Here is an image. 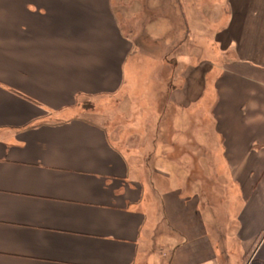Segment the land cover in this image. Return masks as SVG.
<instances>
[{
  "label": "crops",
  "instance_id": "0c3cea01",
  "mask_svg": "<svg viewBox=\"0 0 264 264\" xmlns=\"http://www.w3.org/2000/svg\"><path fill=\"white\" fill-rule=\"evenodd\" d=\"M128 1L0 0V264H264V0L202 57Z\"/></svg>",
  "mask_w": 264,
  "mask_h": 264
},
{
  "label": "rangeland",
  "instance_id": "374dc122",
  "mask_svg": "<svg viewBox=\"0 0 264 264\" xmlns=\"http://www.w3.org/2000/svg\"><path fill=\"white\" fill-rule=\"evenodd\" d=\"M129 1L130 3L132 2L130 4L131 8H129V6H124L125 8H122V10L125 13L129 12L130 14H133L136 17L134 25H136L137 27H143L147 32L150 33L151 31H153L154 33L162 37H170L169 27L174 28L176 30L177 28H182V30L184 31L182 36L183 38H185V36L187 35V30L190 27L191 32L195 34V37H192L190 39V41L192 40L194 44L192 47L194 55L197 57H202L203 55H212V50H207L208 47L211 45L210 42H212L210 26L215 22V20L220 19L222 17L224 7L222 3L224 2V0ZM126 15H128V13H126ZM208 36L210 38H208ZM183 47L187 48L185 46ZM125 104L127 103H120L119 107L125 108ZM82 105L85 106V109L92 111L109 112L111 110L110 100H107L106 103L104 102V104L86 100L84 101V103H82ZM208 126H210V122L208 123ZM207 142L211 146L213 145L214 149L218 148V145L216 144L218 142H216V140L212 144L211 139L208 138ZM215 150L216 154L218 150ZM214 186L217 190V185L214 184Z\"/></svg>",
  "mask_w": 264,
  "mask_h": 264
}]
</instances>
